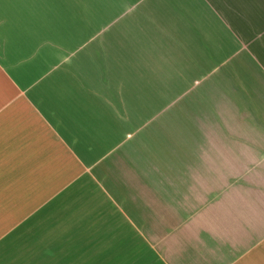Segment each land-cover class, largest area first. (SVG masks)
I'll return each mask as SVG.
<instances>
[{
	"label": "crops",
	"instance_id": "1",
	"mask_svg": "<svg viewBox=\"0 0 264 264\" xmlns=\"http://www.w3.org/2000/svg\"><path fill=\"white\" fill-rule=\"evenodd\" d=\"M0 264H264V0H0Z\"/></svg>",
	"mask_w": 264,
	"mask_h": 264
}]
</instances>
